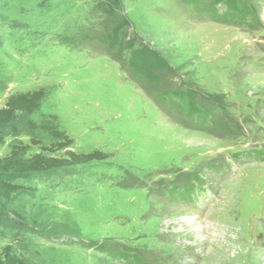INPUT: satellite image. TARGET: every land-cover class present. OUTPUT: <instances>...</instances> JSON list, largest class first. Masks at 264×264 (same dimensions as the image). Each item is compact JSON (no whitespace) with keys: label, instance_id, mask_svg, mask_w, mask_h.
<instances>
[{"label":"rangeland","instance_id":"374dc122","mask_svg":"<svg viewBox=\"0 0 264 264\" xmlns=\"http://www.w3.org/2000/svg\"><path fill=\"white\" fill-rule=\"evenodd\" d=\"M37 2H0V108L45 91L4 129L0 158L52 145L38 127L54 115L67 150L107 159L19 180L31 189L8 210L28 231L0 227V252L26 264H125L121 251L144 264H264V0H117L112 14L96 0L44 13ZM192 185L214 194L201 209Z\"/></svg>","mask_w":264,"mask_h":264},{"label":"trees","instance_id":"16d2710c","mask_svg":"<svg viewBox=\"0 0 264 264\" xmlns=\"http://www.w3.org/2000/svg\"><path fill=\"white\" fill-rule=\"evenodd\" d=\"M4 0H0L2 2ZM36 8L40 12H49L54 0H37ZM100 12L112 14L117 7V0H96ZM114 44L120 45L124 37L116 33L113 37ZM141 52L135 54L140 57ZM134 55V56H135ZM150 59V63L156 59ZM145 71V65L143 64ZM156 70H166V65H150L146 71L154 73ZM142 71V70H141ZM142 71V72H144ZM145 73V72H144ZM45 97V91L39 89L32 92L17 93L9 96L3 107L0 108V144L4 141V129L10 125L17 114H33L40 108L41 102ZM48 120L39 125V129L50 136L55 142L48 147H41V152L33 155H27V145L12 146L9 153L0 158V227L10 230L28 231L25 220L18 213L8 210L14 197L20 193L29 192L27 188L19 184V180H26L36 175L46 174L55 170L68 169L76 166L87 165L93 162L106 160L105 154L99 151H93L87 154H76L67 150L72 146L73 140L61 131L55 124L57 118L54 115L47 117ZM33 144L39 143L32 141ZM64 151L63 157L54 156L56 152ZM103 245L96 247L97 250L104 252ZM117 258L124 261L125 264H144L138 257H132L124 252L117 253ZM0 264H26L11 251L10 246H6L0 252Z\"/></svg>","mask_w":264,"mask_h":264}]
</instances>
